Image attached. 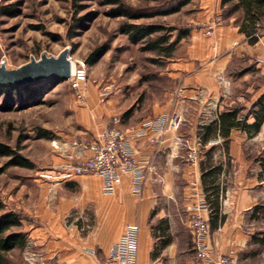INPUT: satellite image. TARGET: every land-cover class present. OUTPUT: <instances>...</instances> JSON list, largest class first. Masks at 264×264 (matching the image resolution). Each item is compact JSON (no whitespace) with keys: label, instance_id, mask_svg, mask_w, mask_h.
Wrapping results in <instances>:
<instances>
[{"label":"crops","instance_id":"crops-1","mask_svg":"<svg viewBox=\"0 0 264 264\" xmlns=\"http://www.w3.org/2000/svg\"><path fill=\"white\" fill-rule=\"evenodd\" d=\"M220 3L221 0H200L197 19L200 24L217 18L213 33L207 37L201 29L190 30L188 41L183 43L185 37L181 38L176 46L180 50L170 57L166 73L174 84L173 93L122 119L120 127L128 134L140 130L143 123L161 117L175 115L178 119L176 128H166L163 133L147 130L144 135L129 140L136 158L149 162L139 190L131 186L128 174L123 175L112 194L104 193L101 178L92 174L55 178L37 185L38 196L31 207L29 204L12 208L28 214L21 221V231L30 249L38 255L29 264H99L128 224L138 227V264H205L195 258L192 250L188 217L200 201L206 203L201 163L207 158L212 164L218 161L222 168L212 187L216 188V203L224 217L222 223L209 231L208 246L215 255L233 251L234 264H264L253 262L264 251L253 255L258 245L251 242L252 236L262 230L256 229L258 212L254 213L253 209L264 205V172L260 163L264 152L258 151L251 163V151L245 148L250 142L264 143V122L254 135L231 129L228 153L224 152L221 136L215 135L203 145L199 138L202 128L215 121L217 114L241 102L249 103L250 108L264 94V42L259 39L250 44L232 19L221 21ZM240 63L241 74L234 78V70ZM252 74L254 81L249 82ZM240 83L243 87L237 90ZM89 96L91 99L82 110L85 121L79 137L87 140L108 126L112 115L111 107L94 100L92 90ZM252 122L250 117L247 123ZM71 138L67 136L59 141L54 168L71 162L69 154L74 148L69 147L66 152L63 149ZM198 142L205 150L215 146L218 153L214 151L209 157L200 155L196 164L190 163L186 160L188 148L198 146ZM225 166L231 168L228 176L223 171ZM161 201L176 204L178 212L186 211L189 257L178 253L175 237L167 236L160 242L165 230L160 232L159 224L167 221L172 231L178 222ZM202 213L210 219L209 209ZM69 215L78 222H68ZM85 221L92 229L82 232L80 227ZM157 246L163 250L152 256ZM89 250H95L96 255Z\"/></svg>","mask_w":264,"mask_h":264},{"label":"rangeland","instance_id":"rangeland-1","mask_svg":"<svg viewBox=\"0 0 264 264\" xmlns=\"http://www.w3.org/2000/svg\"><path fill=\"white\" fill-rule=\"evenodd\" d=\"M133 12L143 17L129 20L125 17L110 15L111 5L104 0H1L0 1V62L6 68L14 69L27 63L30 58L37 59L42 54L56 56L67 47L68 57L72 61L76 77L84 79L86 90V106L91 99L92 90L94 100L106 108L112 109V116L121 117V113L130 110H145L161 102L165 95L174 91V84L166 73L170 57L180 50L174 49V54L163 58L154 51L144 49L145 42H133L127 34L119 31L123 22L142 25H156L163 28H175L171 33L173 40L181 29H201L203 27L197 19L200 0H120ZM183 2L179 9L170 12ZM228 7H220L221 21L232 19L238 24L242 13L240 10L230 14ZM3 12V13H2ZM12 13V14H7ZM204 22L203 24H205ZM259 29L261 41L264 42V19ZM160 35L153 34L152 37ZM188 38L183 40L187 42ZM101 47L104 52L88 64V56L95 49ZM240 63L234 71V78L240 75ZM252 74L249 82H253ZM257 77V76H256ZM264 81V77L262 76ZM40 81L31 86L39 85ZM71 81H52L40 88L41 94L33 97L26 91H21V103L12 109L1 105L0 99V143L10 146L19 155L26 158L32 167L8 166V158L0 156V199L6 203V208L31 204L38 196V184L44 181L39 174L54 169L56 146L67 136L80 137L82 135L84 104H79ZM242 83L237 90H241ZM109 89L101 97L103 88ZM92 97V99H93ZM249 103L241 102L242 113H245ZM110 117V118H111ZM198 148V159L204 154L205 148ZM246 151H251L250 161L254 163L257 152H264V143L250 142L245 145ZM189 149V148H188ZM217 154L218 152L215 151ZM259 156V155H258ZM199 161V160H198ZM220 166V163L214 162ZM222 169V168H221ZM221 171V170H220ZM224 174L228 176L231 168L224 167ZM173 219L178 220L172 231L168 222H161L160 232L165 230L160 242L175 237L178 243V253L189 257L186 211L176 204L163 203ZM24 219L27 213H22ZM256 229H264V215L257 214ZM152 226V225H151ZM155 240V242H157ZM27 244V242H26ZM27 247V246H26ZM26 250V249H25ZM13 249L6 254V261L2 264H29L26 251ZM159 246L152 251V256L161 254ZM193 250V249H192ZM254 263H264V252L254 257Z\"/></svg>","mask_w":264,"mask_h":264},{"label":"trees","instance_id":"trees-1","mask_svg":"<svg viewBox=\"0 0 264 264\" xmlns=\"http://www.w3.org/2000/svg\"><path fill=\"white\" fill-rule=\"evenodd\" d=\"M106 5L113 6L110 9V15L113 17H125L129 20H137L143 17L140 13L133 12L128 6H126L120 0H104ZM183 4L181 2L175 8L169 10L175 12ZM220 7H228L230 14L240 10L242 17L238 23L240 32L244 33L247 41L250 44H254L261 37L259 29L262 28V21L264 19V0H221ZM1 13V12H0ZM3 13V12H2ZM12 14V13H7ZM175 28H163L156 25H142L133 24L129 22H123L119 26V31L123 34H127L129 39L133 42L143 41L145 42V48L149 51H154L163 58L170 57L178 45L181 38L188 36L189 30L181 29L173 40H170L171 33ZM159 33L160 35L152 37L153 34ZM104 49L101 47L95 48L88 56V64H93L94 60L101 56ZM38 82V81H37ZM36 82V83H37ZM51 81H40L39 85L31 86L32 84H24L22 86L6 85L0 86V99L1 105L6 109H12L14 105L21 103L22 93L26 91L31 97L41 94L40 88L49 85ZM243 106L234 105L220 112L215 121L208 126L202 128L203 133H199L200 143L203 145L206 141L219 135L223 138L224 152L228 153V137L231 129L244 130L247 134L254 135L260 131V127L264 122V94L256 99V102L245 112L242 113ZM130 110L126 111L125 115H128ZM252 117L253 122L247 123V120ZM215 146L204 151V155L209 157L215 151ZM0 156L8 158L7 165L17 167H32V164L16 150L8 147L5 144L0 143ZM260 163L264 172V157H260ZM221 167L216 165L207 158V161L201 163L202 183L205 189V200L209 206V231L215 229L219 223L224 221V217L220 215L219 205L217 202L216 188L212 187L214 179L220 173ZM262 211L264 215V205H258L253 209V212ZM24 216L20 211L14 209H8L0 199V264L6 261V254L10 253L13 249L24 250L26 247L27 237L25 233L21 231ZM167 242V241H166ZM251 242L258 245V249L252 251L255 255L257 252L264 251V229L259 233H255L252 236ZM166 244V243H165Z\"/></svg>","mask_w":264,"mask_h":264},{"label":"built area","instance_id":"built-area-1","mask_svg":"<svg viewBox=\"0 0 264 264\" xmlns=\"http://www.w3.org/2000/svg\"><path fill=\"white\" fill-rule=\"evenodd\" d=\"M217 22V18H213L205 24L200 23L204 29L205 36L209 37L213 33ZM70 76V86L71 90H73L74 97L80 105L84 104L86 102V90L83 84L84 79L76 77L75 74H71ZM103 89L101 97H104L109 92V89L106 87ZM121 122L122 118L112 116L108 126L97 132L93 139L87 140L78 137L69 139L68 147L63 149L66 152L69 147L74 148V152L69 154L71 162L68 165L58 166L51 172H41L39 174L40 178L51 181L55 178L92 174L101 178L102 191L106 194H112L115 192L116 187L121 184L123 175L128 174L131 176V186L139 190L141 182L149 170V162L140 161L136 158L135 153L129 146V140L144 135L147 130L154 131L155 129L163 133L166 128H176L178 119L175 115L161 117L154 120V122L143 123L140 130L133 131L130 134L121 129ZM197 145H199V142ZM186 160L192 164L198 162L197 146L189 147ZM208 209V204L204 200L200 201V204L192 209L188 217L191 247L195 258L199 261H204L205 264H234L233 251H230L228 254L215 255L208 246V238L210 235L208 220L202 213V211H207ZM67 220H69L68 222H78V219L71 215L68 216ZM91 229V225L86 221L80 227V231L82 232L90 231ZM137 245L138 227L135 224H128L119 239L108 248L107 253L100 260L99 264H138ZM26 246V260L33 263L38 255L30 249V243H27ZM89 253L96 255L97 252L95 250H89Z\"/></svg>","mask_w":264,"mask_h":264},{"label":"water","instance_id":"water-1","mask_svg":"<svg viewBox=\"0 0 264 264\" xmlns=\"http://www.w3.org/2000/svg\"><path fill=\"white\" fill-rule=\"evenodd\" d=\"M69 49L65 47L56 56L42 54L36 60L30 58L22 66L9 69L0 62V86H22L37 81H66L71 76L72 62L68 57Z\"/></svg>","mask_w":264,"mask_h":264},{"label":"bare ground","instance_id":"bare-ground-1","mask_svg":"<svg viewBox=\"0 0 264 264\" xmlns=\"http://www.w3.org/2000/svg\"><path fill=\"white\" fill-rule=\"evenodd\" d=\"M71 62H72V61H71ZM73 71H74V69H73V64H72L71 74H72Z\"/></svg>","mask_w":264,"mask_h":264}]
</instances>
